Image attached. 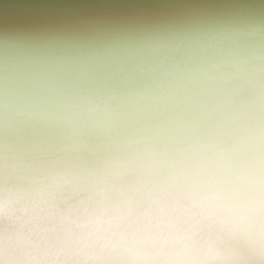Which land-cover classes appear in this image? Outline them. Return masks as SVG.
<instances>
[{
  "label": "clouds",
  "instance_id": "1",
  "mask_svg": "<svg viewBox=\"0 0 264 264\" xmlns=\"http://www.w3.org/2000/svg\"><path fill=\"white\" fill-rule=\"evenodd\" d=\"M0 264H264V0H0Z\"/></svg>",
  "mask_w": 264,
  "mask_h": 264
}]
</instances>
